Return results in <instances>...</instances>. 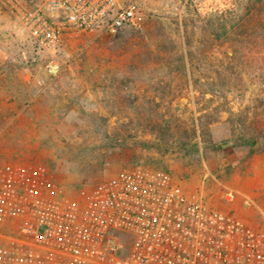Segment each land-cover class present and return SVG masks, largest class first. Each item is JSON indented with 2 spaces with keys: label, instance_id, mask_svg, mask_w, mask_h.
Wrapping results in <instances>:
<instances>
[{
  "label": "rangeland",
  "instance_id": "1",
  "mask_svg": "<svg viewBox=\"0 0 264 264\" xmlns=\"http://www.w3.org/2000/svg\"><path fill=\"white\" fill-rule=\"evenodd\" d=\"M142 3L140 27L48 51L0 2V167L44 166L49 189L80 202L124 169H165L199 201L264 224V152L206 144L264 140V0Z\"/></svg>",
  "mask_w": 264,
  "mask_h": 264
},
{
  "label": "built area",
  "instance_id": "2",
  "mask_svg": "<svg viewBox=\"0 0 264 264\" xmlns=\"http://www.w3.org/2000/svg\"><path fill=\"white\" fill-rule=\"evenodd\" d=\"M0 2L48 51L70 37L115 35L146 20L142 0ZM48 67L61 71L55 61ZM50 181L44 166L0 167V237L7 243L0 264H264L263 223L199 201L168 170L124 169L82 202L58 196ZM11 223L16 235L2 231Z\"/></svg>",
  "mask_w": 264,
  "mask_h": 264
},
{
  "label": "trees",
  "instance_id": "3",
  "mask_svg": "<svg viewBox=\"0 0 264 264\" xmlns=\"http://www.w3.org/2000/svg\"><path fill=\"white\" fill-rule=\"evenodd\" d=\"M228 142H232L234 147H246L248 149L247 154L245 155V160L250 159L257 152H264V140H262L260 133H238V136L234 139H227L222 143L214 142V140L210 138L206 139V144L213 149H221L224 147V144Z\"/></svg>",
  "mask_w": 264,
  "mask_h": 264
},
{
  "label": "crops",
  "instance_id": "4",
  "mask_svg": "<svg viewBox=\"0 0 264 264\" xmlns=\"http://www.w3.org/2000/svg\"><path fill=\"white\" fill-rule=\"evenodd\" d=\"M257 157V156H256Z\"/></svg>",
  "mask_w": 264,
  "mask_h": 264
}]
</instances>
